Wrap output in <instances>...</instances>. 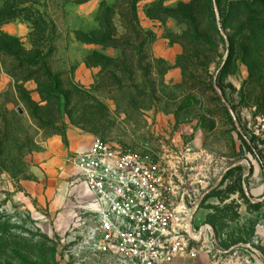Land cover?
Masks as SVG:
<instances>
[{"label": "rangeland", "instance_id": "obj_1", "mask_svg": "<svg viewBox=\"0 0 264 264\" xmlns=\"http://www.w3.org/2000/svg\"><path fill=\"white\" fill-rule=\"evenodd\" d=\"M233 1L0 0V264H116L82 237L94 214L72 157L95 137L188 154L212 178L194 224L207 213L221 245L256 238L264 257L246 201L264 193V31ZM106 33L115 47L84 41Z\"/></svg>", "mask_w": 264, "mask_h": 264}, {"label": "built area", "instance_id": "obj_2", "mask_svg": "<svg viewBox=\"0 0 264 264\" xmlns=\"http://www.w3.org/2000/svg\"><path fill=\"white\" fill-rule=\"evenodd\" d=\"M252 133L264 139L263 118L256 117ZM72 162L76 181L91 199L83 209L93 211L94 221L82 237L95 255L116 264H169L200 253L218 260L242 246L224 250L210 223L194 224L203 186L212 178L192 167L188 154L158 159L95 137ZM255 201L262 202L264 221V194Z\"/></svg>", "mask_w": 264, "mask_h": 264}, {"label": "crops", "instance_id": "obj_3", "mask_svg": "<svg viewBox=\"0 0 264 264\" xmlns=\"http://www.w3.org/2000/svg\"><path fill=\"white\" fill-rule=\"evenodd\" d=\"M57 142H58L57 138H51V139L47 140L48 145H51V144L57 143ZM89 146H90V144L87 147L74 152L73 156L77 152H81V151L87 149ZM261 194H262V192H260L257 196L253 195V197L249 198V201L251 203H255L256 202L255 199L260 197ZM260 206H262V202H260ZM243 208L245 210L246 206H244ZM241 209L242 208H240V210ZM205 214H207V213L201 214L200 222L206 221L205 218H202L203 216H205ZM200 222H198V223H200ZM216 233H217V231H216ZM217 235H218V233H217ZM257 240L258 239H256V238H255V241L254 240H248V239H242V241H237V242H234V243L229 244L227 246L221 245V243H220L221 248L224 250L230 249L237 244H240V245L242 244V246L249 244L250 247L240 246L238 249L235 248L232 251H230V253H233L235 251L236 252L235 256H233L229 253V254L221 257L218 260H211L207 255L200 253L195 258H180V259L174 260L173 262H171L169 264H264V257L261 254V250L258 246L259 241H257ZM251 248H253L255 251H253V249H251Z\"/></svg>", "mask_w": 264, "mask_h": 264}, {"label": "trees", "instance_id": "obj_4", "mask_svg": "<svg viewBox=\"0 0 264 264\" xmlns=\"http://www.w3.org/2000/svg\"><path fill=\"white\" fill-rule=\"evenodd\" d=\"M234 5L237 6H244L245 9L243 10V14L247 18V22L249 24V27L247 28L248 31L252 32L254 29H252V26H257V29L259 32L264 31V12L261 11V9H264V0H234ZM238 9V7L236 8ZM255 20L258 21V25H255ZM252 24V25H251ZM112 35L109 34H103L97 39H84V41L88 43H96L101 45H107L115 47V40L111 37ZM82 40V39H81ZM99 58H103L99 56L97 53H92L86 56L85 62L88 64H103V61ZM247 202H250L248 199H246ZM260 202H257L255 205L258 206ZM200 208V206H199Z\"/></svg>", "mask_w": 264, "mask_h": 264}]
</instances>
